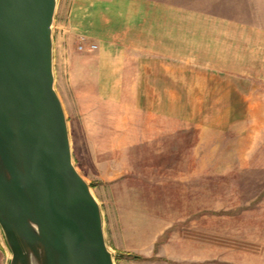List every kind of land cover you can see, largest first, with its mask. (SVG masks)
Instances as JSON below:
<instances>
[{
    "label": "rangeland",
    "instance_id": "rangeland-1",
    "mask_svg": "<svg viewBox=\"0 0 264 264\" xmlns=\"http://www.w3.org/2000/svg\"><path fill=\"white\" fill-rule=\"evenodd\" d=\"M155 1L192 11L190 30L215 63L171 66L173 79L148 74L110 97L94 51L78 49L91 35L73 16L103 1L56 0L53 88L72 164L99 205L114 264H264V0ZM112 2L116 12L124 4ZM177 15L159 27L182 24ZM110 19L113 40L131 41L136 17L129 34L124 18ZM10 257L0 229V264Z\"/></svg>",
    "mask_w": 264,
    "mask_h": 264
},
{
    "label": "water",
    "instance_id": "water-1",
    "mask_svg": "<svg viewBox=\"0 0 264 264\" xmlns=\"http://www.w3.org/2000/svg\"><path fill=\"white\" fill-rule=\"evenodd\" d=\"M56 0H0V229L9 264H114L53 88Z\"/></svg>",
    "mask_w": 264,
    "mask_h": 264
},
{
    "label": "crops",
    "instance_id": "crops-1",
    "mask_svg": "<svg viewBox=\"0 0 264 264\" xmlns=\"http://www.w3.org/2000/svg\"><path fill=\"white\" fill-rule=\"evenodd\" d=\"M101 1H103L101 8L97 6L98 3H92L82 14L79 10V14H73V16L78 19L79 30L89 33L91 37H87L97 46L95 49L86 46L83 50L94 51L91 56L95 60L96 67L99 66L100 73L96 80L103 81L101 90L103 89L104 96H124L127 86L125 82L144 81L148 78V74L151 80L169 81L173 79L170 75L171 66H181L178 70L180 73L184 70L185 73H189L190 65L215 63V60L206 59L208 56L213 58L215 52L213 51L212 55L211 48L203 45L205 38L200 31L193 36L195 32L190 30V13L192 12L190 9L177 7L169 10L165 2L155 0H117V8L123 2L124 4L116 12L112 2L114 0ZM96 6L98 9L95 8ZM89 9L92 10L90 13H88ZM170 12H176L178 14L176 17L182 19V24L178 26L160 24L159 27V21L169 20ZM114 16L124 18V22L119 25L125 26L126 31L127 23L130 22L126 19L130 16L136 17L137 29L134 28L131 41L127 37L129 42L116 43L109 35L114 25L110 18ZM118 31L121 33L122 28H118ZM137 39H140L142 43H136ZM143 40H149V42L143 43L147 42ZM130 66H134L135 76L133 77L130 76ZM179 80H183L182 75ZM150 95L161 96L156 92H150ZM164 95L168 96L169 93Z\"/></svg>",
    "mask_w": 264,
    "mask_h": 264
},
{
    "label": "built area",
    "instance_id": "built-area-1",
    "mask_svg": "<svg viewBox=\"0 0 264 264\" xmlns=\"http://www.w3.org/2000/svg\"><path fill=\"white\" fill-rule=\"evenodd\" d=\"M86 46H88L90 49H95L97 47L95 43L89 41L87 37L82 35L79 37L78 49L83 50Z\"/></svg>",
    "mask_w": 264,
    "mask_h": 264
}]
</instances>
